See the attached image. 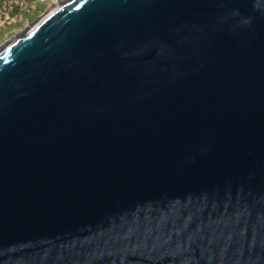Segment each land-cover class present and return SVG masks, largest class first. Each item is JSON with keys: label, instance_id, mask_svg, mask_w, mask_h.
Returning a JSON list of instances; mask_svg holds the SVG:
<instances>
[{"label": "water", "instance_id": "1", "mask_svg": "<svg viewBox=\"0 0 264 264\" xmlns=\"http://www.w3.org/2000/svg\"><path fill=\"white\" fill-rule=\"evenodd\" d=\"M0 264H264V0H67L0 45Z\"/></svg>", "mask_w": 264, "mask_h": 264}, {"label": "rangeland", "instance_id": "2", "mask_svg": "<svg viewBox=\"0 0 264 264\" xmlns=\"http://www.w3.org/2000/svg\"><path fill=\"white\" fill-rule=\"evenodd\" d=\"M36 1L41 2L42 5L38 6ZM66 0H24L20 1L19 11L21 15L10 16L11 13L4 12L5 14H0V45L5 43L14 35L26 29L28 26L33 24L35 20L42 17L47 11L54 7V4L64 2ZM26 10L23 13V9ZM33 15V18H24L30 17ZM22 18V19H21ZM17 19L21 21H16ZM20 22V23H19Z\"/></svg>", "mask_w": 264, "mask_h": 264}, {"label": "trees", "instance_id": "3", "mask_svg": "<svg viewBox=\"0 0 264 264\" xmlns=\"http://www.w3.org/2000/svg\"><path fill=\"white\" fill-rule=\"evenodd\" d=\"M20 1H24V0H0V14H5L4 12L6 11V12L11 13L10 15L11 17L14 15L15 16L21 15V12L19 11V7H21L19 4ZM35 3H37L38 6L42 5V3L38 1H36ZM25 10L26 8L23 9V13ZM32 16L33 15H31L30 17H24V18H33L34 16L33 17ZM16 21H21V20L17 19Z\"/></svg>", "mask_w": 264, "mask_h": 264}, {"label": "bare ground", "instance_id": "4", "mask_svg": "<svg viewBox=\"0 0 264 264\" xmlns=\"http://www.w3.org/2000/svg\"><path fill=\"white\" fill-rule=\"evenodd\" d=\"M66 1H67V0H66ZM66 1H64V2H61V3H57V4H56V2H55V4H54V7H53V8H56V7L60 6L61 4H64ZM53 8H52V9H53ZM52 9H50V10H52ZM50 10H49V11H50ZM49 11H47V12H49ZM44 15H45V14H44ZM33 23H34V22H33Z\"/></svg>", "mask_w": 264, "mask_h": 264}]
</instances>
